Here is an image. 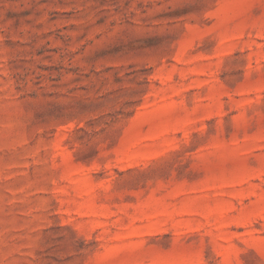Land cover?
<instances>
[{
  "label": "rangeland",
  "instance_id": "obj_1",
  "mask_svg": "<svg viewBox=\"0 0 264 264\" xmlns=\"http://www.w3.org/2000/svg\"><path fill=\"white\" fill-rule=\"evenodd\" d=\"M0 264H264V0H0Z\"/></svg>",
  "mask_w": 264,
  "mask_h": 264
}]
</instances>
